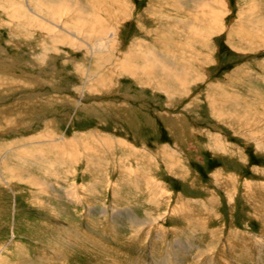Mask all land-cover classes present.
I'll use <instances>...</instances> for the list:
<instances>
[{"label":"rangeland","instance_id":"obj_1","mask_svg":"<svg viewBox=\"0 0 264 264\" xmlns=\"http://www.w3.org/2000/svg\"><path fill=\"white\" fill-rule=\"evenodd\" d=\"M53 1L0 0V157L53 183L44 190L7 177L8 188L0 177V264H264V147L257 143L264 136L226 118L264 115V0H209L207 9L193 0H95L117 8L102 13L116 35L115 54L99 59L32 27L28 5L50 14ZM214 8L223 9L220 24L209 14ZM70 13L62 20L76 33ZM185 14L201 25L174 32L186 56L172 59L190 68L191 81L174 80L171 95L140 83V71L122 69L131 54L132 67L144 66L141 42L165 53L154 37L169 32L171 16ZM202 20L216 32L206 35ZM96 70L111 80L87 88ZM48 134L64 145L45 140ZM120 157L123 165L113 166Z\"/></svg>","mask_w":264,"mask_h":264},{"label":"bare ground","instance_id":"obj_2","mask_svg":"<svg viewBox=\"0 0 264 264\" xmlns=\"http://www.w3.org/2000/svg\"><path fill=\"white\" fill-rule=\"evenodd\" d=\"M47 1H49V0H47ZM56 1H58V3L59 4H51V6H52V9H53V11L54 12H52V13H50L49 14V11H48V13H39V12H37L35 9H34V7L32 6H30V5H28V11L29 12H31L32 14L31 15H33V21H32V23H31V25H32V27H35V28H39V29H44V30H46L47 32H50L49 34L51 35V37L52 38H56V37H58L59 38V36H61V37H63V38H66V39H68V41H70V43L72 42V44L74 43V44H77L78 46H80V47H84V48H86L87 50H89L90 52H92L93 53V55L95 56V58H98V57H101L100 55L101 54H105V53H109V51H111V49H112V53H114L115 54V50H113L114 48V46H115V44H116V38H115V36L114 35H112L111 34V32H112V30H110V29H112L111 28V26H110V28H109V26H105L106 25V23H108V21L105 23L104 22V17H103V14H105L106 13V15H109V14H111V9L113 8V7H110L111 5H109L108 6V3L107 4H102V3H99V4H96L95 3V0H91V1H89V5L87 4V2L84 4V3H82L83 1L82 0H74V1H72V0H63V1H60V0H55V1H53V2H56ZM100 1V0H99ZM118 1H120V0H118ZM160 1H162V0H160ZM176 1V0H175ZM181 1H183V0H180V2L179 3H181ZM195 3H196V5L197 6H199V5H201L202 7H205L206 8V6H210L211 4H209L210 2H209V0H193ZM216 1V0H215ZM40 2V1H39ZM170 2H171V0H170ZM178 2V1H177ZM217 2V1H216ZM216 2L214 3V1L213 2H211V3H213V4H215L216 5ZM166 3V2H165ZM186 3V2H185ZM189 3V2H188ZM192 3V2H191ZM38 4V3H37ZM90 4H91V7H92V11L93 12H91V11H89L88 9H89V6H90ZM167 4H169V3H167ZM193 4V3H192ZM217 4H222V5H224L223 3H222V1L220 0L219 2H217ZM23 5V4H22ZM88 5V6H87ZM126 6H127V4H125ZM174 5V4H173ZM180 5V4H179ZM1 6V5H0ZM17 6V5H16ZM20 6V5H19ZM46 6V5H45ZM50 6V7H51ZM157 6V5H156ZM15 7V6H14ZM48 7V6H47ZM124 7V6H123ZM155 7V6H154ZM153 7V8H154ZM158 7H161V9H165L164 8V6H162V4H160ZM170 7V6H169ZM193 7V6H192ZM216 7V6H215ZM218 7H220V6H218ZM226 7V6H225ZM36 8V7H35ZM172 8V7H171ZM175 8V7H174ZM183 8V7H182ZM181 8V9H182ZM211 8H212V6H211ZM252 10L250 11V12H252V14H254V13H256L255 11H257L258 10V6L257 5H252ZM4 9V8H3ZM17 9V8H16ZM114 9V8H113ZM116 9L117 8H115L114 10L116 11ZM158 9V11H161V10H159L160 8H157ZM207 9V8H206ZM13 10V9H12ZM38 10V9H37ZM45 10V9H44ZM119 10V9H118ZM154 10H156V8H154ZM211 10V9H210ZM215 10L218 12V13H216L215 12ZM226 10V9H225ZM41 11V10H40ZM71 12L70 14H71V16H70V23H77V25L75 26V29H76V33H74L73 31H71L68 27H66L65 25H64V22H66L64 19V22H63V20H62V18H63V13L64 12H66V13H68V12ZM170 11V10H169ZM176 11V10H175ZM178 11V10H177ZM186 11V10H185ZM196 11V10H195ZM223 11V9L222 10H220V8H214V10L212 9V11L211 12H209V14L211 15V17H213V21H214V19L215 20H220L219 22H216V23H219L220 24V22H221V18H223L222 17V15H224V12H222ZM248 11V10H247ZM43 12V11H42ZM104 12V13H103ZM119 12H120V10H119ZM125 12V11H124ZM179 12V11H178ZM181 12V11H180ZM226 12V11H225ZM23 13V12H22ZM103 13V14H102ZM170 13H172L171 11H170ZM186 13V12H185ZM190 13H192L191 12V10H190ZM113 14H114V12H113ZM117 14H118V12H117ZM176 13L174 12V14L173 15H175ZM197 14V13H196ZM196 14H194V15H196ZM209 14H206L205 16L207 17V18H209L208 16H209ZM248 15H249V11H248V13H247ZM22 15V14H21ZM35 15V16H34ZM37 15V16H36ZM48 15V16H47ZM154 15V14H153ZM170 15V14H169ZM179 15H180V13H179ZM198 15V14H197ZM200 15V14H199ZM202 15V14H201ZM247 15V16H248ZM16 16V15H15ZM15 16H14V18H15ZM28 16V15H27ZM112 16V15H111ZM114 16V15H113ZM202 16H204V15H202ZM249 16H251V15H249ZM8 17V16H7ZM17 17H18V15H17ZM31 17V16H30ZM107 17V16H106ZM105 17V18H106ZM117 17V16H116ZM115 17V18H116ZM124 17V16H123ZM155 17V16H154ZM161 17H162V15H161ZM167 17V16H166ZM192 17V16H191ZM199 17V16H198ZM197 17V18H198ZM19 18V17H18ZM22 18V17H21ZM111 18V17H110ZM151 18H153V17H151ZM203 18H205V17H203ZM20 19V18H19ZM26 19H27V17H26ZM122 19V18H121ZM199 19V18H198ZM212 18H210L209 20H211ZM252 19V18H251ZM259 19V18H258ZM257 19V20H258ZM29 20V19H28ZM30 20H32V19H30ZM56 20H59L60 22H58V21H56ZM107 20V19H106ZM105 20V21H106ZM112 20V19H111ZM208 20V19H207ZM208 20V21H209ZM247 20H248V18H247ZM256 20V19H255ZM18 21V20H17ZM112 21H114V20H112ZM111 21V22H112ZM164 21V20H163ZM197 21V20H196ZM196 21H194V22H192V21H189V20H186V14L184 15V17H180V16H171V18H170V21H168L169 23V25H167L168 26V28H166V26L164 27L165 29H168L169 30V32H166V31H161L160 32V30H158L162 35H159V36H156V37H154V40L152 41V42H154V43H156L161 49H162V51L164 50V52L165 53H162V52H158L155 48H152L151 47V45L150 44H148V42L147 43H143V42H141V47H142V49H145L146 48V50L147 51H145V52H142V54H143V56H145L144 57V59L143 60H145V62H143V67H136V68H134V67H132L131 65H130V63H129V60L130 59H133V58H131V57H133L134 55H127V58H124V59H127V60H125L124 62L126 63V64H122L123 66H122V69L125 71V72H127L128 74L130 73V74H132V75H136L137 74V72H139L140 71V76L139 77H137V79L140 81V83H142L143 85H148L150 82L152 83V84H150V85H156V87L157 88H163L168 94H173V92L174 91H176L174 88H173V82H174V80L176 81V79H178L177 81H179V80H183L182 82H189V78H190V68L188 69V67H185L186 65H184V64H182L181 62H177L176 60H173L172 58H174L175 56H174V54L177 52V53H181V52H179L177 49H176V47L175 46H178L179 48L181 47V46H179V43L177 42V40H175V35H174V32L176 33V31H183V32H185V31H187L186 30V24L188 25L189 23L190 24H197L198 26L199 25H201V22H196ZM203 21V20H202ZM212 21V22H213ZM118 22H120V20H118ZM117 22V23H118ZM171 22H175L174 24H172L171 26H170V24H171ZM203 22H205L206 24H207V22L204 20ZM215 22V21H214ZM239 22H240V20H239ZM241 22H243L242 20H241ZM247 22V21H246ZM29 23V22H28ZM63 23V24H62ZM68 23V22H67ZM104 23H105V25H104ZM245 23V22H244ZM251 23V22H250ZM249 23V24H250ZM256 23V22H255ZM263 23H264V21H263ZM12 24V23H11ZM81 24V25H80ZM111 24V23H110ZM109 23H108V25H110ZM158 24H160V23H158ZM161 24H163L164 25V23H161ZM237 24V23H236ZM239 24V23H238ZM241 24V23H240ZM247 24V23H246ZM248 24V25H249ZM29 25V24H28ZM112 25V24H111ZM117 25V24H116ZM121 25V24H120ZM120 25H118L119 27H120ZM180 25H183L182 27L180 26ZM208 25V27H207V30H206V32H204V33H206V35H210V34H212V33H215L216 32V29H214V27L212 28L211 27V25H209V24H207ZM223 25V24H222ZM250 25H252V24H250ZM254 25V24H253ZM16 26V25H15ZM73 26H74V24H73ZM170 26V27H169ZM196 26V25H195ZM210 26V27H209ZM247 26V25H246ZM254 26H256V25H254ZM156 27V26H155ZM215 27H217V26H215ZM221 28H222V26H220ZM241 27V26H240ZM250 27V26H249ZM115 28V27H114ZM113 28V29H114ZM145 28V27H144ZM198 28V27H197ZM233 28V27H232ZM234 28H236V27H234ZM244 28V27H243ZM185 29V30H184ZM255 28H253V30H254ZM195 30H196V28H195ZM200 30V29H199ZM222 30H223V28H222ZM230 30H232L233 31V29H230ZM253 30H251V31H253ZM256 30V29H255ZM118 31V30H117ZM147 31V30H146ZM149 31V30H148ZM157 31V30H156ZM221 31V30H220ZM116 32V31H115ZM165 32V33H164ZM254 32V31H253ZM252 32V33H253ZM262 33V32H261ZM48 34V35H49ZM70 34V35H69ZM117 34H119V31H118V33ZM151 34V33H150ZM181 33H179V35H180ZM197 34V33H196ZM234 34V33H233ZM240 35V34H239ZM242 35V34H241ZM240 35V36H241ZM251 35V34H250ZM249 35V36H250ZM74 38H73V37ZM120 36V35H119ZM187 36V35H186ZM198 36V35H197ZM200 36V35H199ZM235 36V35H234ZM246 36V35H245ZM254 36V35H253ZM264 36V35H263ZM179 37V36H178ZM201 37V36H200ZM258 37H259V35H258ZM261 37V36H260ZM48 38V37H47ZM57 38V39H58ZM148 38H149V36H148ZM188 38H190V37H188ZM251 38V37H250ZM254 38H255V36H254ZM56 39V40H57ZM177 39V38H176ZM180 39V38H179ZM185 38H183V40H184ZM258 39V38H257ZM256 39V40H257ZM62 40H64V39H62ZM229 40H232V39H230V37H229ZM261 40V39H260ZM51 41V40H50ZM60 41V40H59ZM118 41V40H117ZM186 41V40H185ZM252 41V40H251ZM259 41V40H258ZM54 42V41H53ZM52 42V43H53ZM61 42V41H60ZM67 42V41H66ZM138 42V41H137ZM255 42V41H254ZM43 43V42H42ZM55 43V42H54ZM57 43V42H56ZM64 43H65V41H64ZM63 43V44H64ZM68 43V42H67ZM160 43H162L164 46L162 47V46H160L159 44ZM185 43V42H184ZM255 44H257V43H255ZM117 45V44H116ZM180 45H181V43H180ZM234 45V44H233ZM45 46V45H44ZM145 48H144V47ZM235 46V45H234ZM233 46V47H234ZM185 47V46H184ZM118 48V47H117ZM237 48V47H236ZM1 49V48H0ZM43 49V48H42ZM48 49V48H47ZM116 49V48H115ZM85 50V49H84ZM118 50V49H117ZM116 50V51H117ZM183 50V49H182ZM50 51V50H49ZM130 51V50H129ZM13 52V51H12ZM131 52V51H130ZM183 52H184V50H183ZM46 53V52H45ZM120 53V52H119ZM176 53V54H177ZM141 54V55H142ZM185 53H181L180 55H184ZM46 55V54H45ZM136 55V54H135ZM107 56V55H106ZM112 56V55H111ZM117 56V55H116ZM137 56V55H136ZM186 55H184V57H185ZM108 57V56H107ZM119 57H121V56H119ZM149 57H151V59H153V60H155L156 61V64L155 63H151V60L149 59ZM121 58H123V57H121ZM181 58H183V56L181 57ZM99 59V58H98ZM104 59V58H103ZM106 59V58H105ZM169 59H170V61H169ZM107 60H109V59H107ZM114 60V59H113ZM121 60V59H120ZM150 60V61H149ZM94 61V60H93ZM92 61V62H93ZM112 61V60H111ZM147 61V62H146ZM180 61H182V59L180 60ZM67 62V61H66ZM95 62V61H94ZM119 62V61H118ZM117 62V63H118ZM183 62H186V60L185 61H183ZM97 63V62H96ZM104 63V62H103ZM116 63V62H115ZM115 64V65H117L118 66V64ZM99 64V63H98ZM102 64V63H101ZM107 64V63H106ZM113 64V63H112ZM5 65V64H4ZM137 65H139V64H137ZM181 65H183V66H181ZM92 66V65H91ZM113 66V65H112ZM121 66V65H120ZM93 67V66H92ZM105 67H107V66H105ZM104 67V68H105ZM3 68V67H2ZM16 68V67H15ZM111 68V67H110ZM114 68V67H113ZM82 69V68H81ZM94 69V68H93ZM78 70V69H77ZM84 70V69H83ZM82 70V71H83ZM106 70V69H105ZM123 70H121V72L123 71ZM192 70V69H191ZM11 71V70H10ZM81 71V72H82ZM87 71V70H86ZM95 71V70H94ZM98 70H96V72H97ZM111 71H112V69H111ZM119 71H120V69H119ZM123 71V72H124ZM94 73V72H91V73H89L88 75H87V80H88V83H87V88L89 87V88H91V86H93V83L95 84H97V83H100V84H103V86L104 85H106V83L108 82V81H110L111 79H109L110 77L108 76V75H106V74H103V73H101L102 72V70L99 72H97V73ZM104 72V71H103ZM22 73V72H21ZM83 73V72H82ZM115 73V72H114ZM126 73V74H127ZM110 75V74H109ZM119 75V74H118ZM115 76V75H114ZM5 77V76H4ZM3 77V78H4ZM119 77V76H118ZM117 76H116V78H118ZM7 78V77H6ZM135 78V77H134ZM7 80V79H6ZM86 80V79H85ZM116 80V79H115ZM5 81V80H4ZM9 81V80H8ZM8 81H6L7 83H8ZM119 81V80H118ZM138 81V82H139ZM191 81V80H190ZM11 82H13V80L11 81ZM181 82V81H180ZM0 83H2V82H0ZM90 83H92V85H90ZM112 81H111V83H109V84H111L112 85ZM115 83V82H114ZM121 83V82H120ZM119 83V84H120ZM55 84V83H54ZM118 84V85H119ZM149 85V86H150ZM153 85V86H154ZM185 85V84H184ZM102 86V85H101ZM100 86V87H101ZM115 86V85H114ZM117 86V85H116ZM105 87V86H104ZM93 88V87H92ZM95 88V87H94ZM96 88H98V87H96ZM120 88V87H119ZM109 89V88H108ZM99 90V89H98ZM103 90H105V89H103ZM117 91V90H116ZM122 93V92H121ZM175 94V93H174ZM208 94H209V92H208ZM31 95V94H30ZM208 96V95H207ZM16 97V96H15ZM35 99V98H34ZM82 99V98H81ZM126 99V98H125ZM231 100H235V99H231ZM230 101V100H229ZM238 104V103H237ZM213 105H215V104H213ZM220 105V104H219ZM218 105V106H219ZM231 105V104H230ZM240 105V104H239ZM222 106V105H221ZM219 109V108H218ZM236 109V108H235ZM238 109V108H237ZM221 111V110H220ZM223 112V111H222ZM225 112V111H224ZM19 113V112H18ZM217 113V112H216ZM249 113V112H248ZM21 114H22V112H21ZM226 114V113H225ZM224 114V115H225ZM228 114V113H227ZM220 115H221V113H219V117H220ZM224 115H221V116H224ZM232 115V114H231ZM234 115V116H233ZM232 115V117L230 116H228V115H226V118L228 117V119H229V121H231V120H233V119H235V121L237 122L238 121V126H240L241 128H243V129H247V130H250V128H252L251 129V133H252V136L253 137H261V136H264V131H263V129H264V115H262V114H257V113H253V114H250V115H244L246 118L244 119V118H242V117H240V115H235V114H233ZM6 116V115H5ZM14 116V115H13ZM19 116V115H18ZM17 116V117H18ZM217 116V115H216ZM10 117V116H9ZM20 117V116H19ZM3 118V117H2ZM8 118V117H7ZM13 118H15V117H13ZM11 119H12V117H11ZM17 119V118H16ZM249 119H251L252 121H250ZM6 120V119H5ZM224 120H226V119H224ZM1 121H3V119H1ZM20 121H21V119H20ZM6 122V121H5ZM253 123V125L251 126V124ZM31 124V123H30ZM233 124V123H232ZM4 125H6V124H4ZM255 125V126H254ZM21 126V125H20ZM254 126V127H253ZM258 127V129L257 130H255V127ZM3 128V127H2ZM26 128V127H25ZM261 128H263L262 130H261ZM12 129V128H11ZM44 134H46V133H44ZM52 134V133H51ZM51 134H48V135H46V137H47V139H45V140H47V141H49V142H53V143H56V145L57 146H62V145H64L63 143H60L59 141L62 139V138H64V137H61V136H59V137H56V136H51ZM90 135V134H89ZM94 135H95V133H94ZM102 135V134H101ZM244 135V134H243ZM98 136V135H97ZM108 136V135H107ZM110 136V135H109ZM249 136V135H248ZM36 137H37V135H36ZM88 137V136H87ZM92 137H93V134H92ZM246 137V136H245ZM252 137V138H253ZM76 138H78V137H76ZM75 138V139H76ZM98 139H99V137H97ZM103 137H101V139H102ZM264 138V137H263ZM55 139V140H54ZM65 139V138H64ZM81 139V138H80ZM93 139V138H92ZM95 139V138H94ZM110 139V138H109ZM261 139V138H260ZM68 140V139H67ZM71 140V139H70ZM70 140H68V141H70ZM83 140H84V138H83ZM94 141H96V140H94ZM98 141V140H97ZM255 141H256V139H255ZM258 141H259V138H258ZM257 141V143H259V145L260 146H262V147H264V141H262V142H258ZM90 142H91V140H90ZM115 142V141H114ZM125 142V141H124ZM222 142V141H221ZM23 143V142H22ZM53 143H52V145H53ZM78 143V142H77ZM84 143V142H83ZM87 143V142H86ZM112 143V142H111ZM209 143V142H208ZM256 143V142H255ZM74 144L75 143H73V141H72V143H70V147H72V146H74ZM90 144V143H89ZM110 144V143H109ZM214 144V143H213ZM219 144V143H218ZM82 146L84 145V144H81ZM94 145V144H93ZM96 145V144H95ZM94 145V146H95ZM105 145V144H104ZM113 145V144H112ZM216 145V144H215ZM223 146H224V144H222ZM54 146V145H53ZM87 146V145H86ZM111 146V145H110ZM118 146V145H117ZM121 146V145H120ZM124 146V145H123ZM160 146V145H159ZM213 146V145H212ZM219 146V145H218ZM221 146V145H220ZM222 146V147H223ZM96 147V146H95ZM100 147V146H99ZM131 147V146H130ZM166 147V146H165ZM217 147V146H216ZM225 147V146H224ZM259 147V146H258ZM82 148V147H81ZM143 148H145V147H143ZM60 149H63V147H61ZM79 149V148H78ZM77 149V150H78ZM165 148H163L162 150H164ZM171 149V148H170ZM233 149V148H232ZM258 149V148H257ZM68 150H70V149H68ZM74 150H76V149H74ZM95 150V149H94ZM103 150V149H102ZM225 150H226V148H225ZM20 150H18L17 151V154L18 155H20V157L19 158H24V156L23 155H21V154H19L18 152H19ZM67 151V150H66ZM70 151H72L73 152V149H71ZM90 151V150H89ZM91 151H93V150H91ZM101 151V150H100ZM165 151V150H164ZM228 151V150H227ZM236 151V150H235ZM37 152H38V149H37ZM77 152V151H76ZM103 152V151H102ZM171 152V151H170ZM177 152V151H176ZM23 153V152H22ZM75 153V152H74ZM74 153H72V154H74ZM90 153V152H89ZM155 153H157V152H155ZM169 153V152H168ZM174 153V152H173ZM56 154H58V153H56ZM76 154V153H75ZM79 154V156H83V153H82V155H80V152L78 153ZM85 154V153H84ZM171 154H172V152H171ZM38 155V154H37ZM60 155V154H59ZM88 155V154H87ZM115 155V154H114ZM76 156V155H75ZM78 156V157H79ZM89 156V155H88ZM168 156V155H167ZM84 157H85V155H84ZM91 157V156H90ZM170 157V156H169ZM172 157V156H171ZM170 157V158H171ZM39 158V157H38ZM72 159H73V157H71ZM167 158V157H166ZM165 158V159H166ZM173 158V157H172ZM25 159H26V157H25ZM60 159V158H59ZM80 159V158H79ZM82 159V158H81ZM43 160H45V161H47L46 159H44L43 158ZM172 160V159H171ZM32 161V160H31ZM91 162H92V165H93V167H94V164L96 165V163H94V160L93 159H91L90 160ZM123 160H122V157H120V158H118V160H116V161H111L112 162V165L114 166L115 164H117V162L119 163V165H123V162H122ZM136 161V160H135ZM166 161V160H165ZM168 161V160H167ZM187 161V160H186ZM36 162V161H35ZM43 162V161H42ZM48 162V161H47ZM46 162V163H47ZM60 162V161H59ZM62 162V161H61ZM127 162V161H126ZM137 162V161H136ZM45 163V162H44ZM54 163V162H53ZM86 163H89V161H86ZM129 163V162H128ZM140 163V162H139ZM166 163H170V164H173V163H171V162H166ZM0 177L2 178V180H3V182L7 185V187L8 188H11V186H13L12 184L14 183L13 181L11 182V181H9V178H7V177H10L11 179H14V180H17V181H19V182H23V184H25V183H28L29 185H32V186H35V187H37V188H41V189H43L44 188V190L45 189H47V188H51L52 187V189H53V183L51 182V181H49L48 179H46L45 177H42L41 175H33V174H30V173H28V171L27 170H25L24 168L23 169H21V166L20 165H18V164H15V163H12V162H10L9 161V157L7 156V155H4V156H1L0 157ZM4 164H5V166L7 167V171L6 170H3V166H4ZM42 164V163H41ZM48 164V163H47ZM125 164V163H124ZM130 164V163H129ZM137 164V163H136ZM63 165V164H62ZM131 165V164H130ZM129 165V166H130ZM139 165H141V164H139ZM143 165V164H142ZM148 165V164H147ZM156 165V164H155ZM44 167V166H43ZM91 167V166H90ZM124 167V166H123ZM139 167V166H138ZM143 167V166H142ZM168 167L170 168V165H168ZM173 167V166H172ZM46 168V167H45ZM97 168V167H96ZM136 168V167H135ZM47 169V168H46ZM45 169V170H46ZM88 169V168H87ZM140 169H142V168H140ZM56 170V172H58L59 171V169L57 168V169H55ZM125 170V169H124ZM137 170H139V169H137ZM173 170V169H172ZM27 171V172H26ZM53 171V170H52ZM69 171V170H68ZM67 171V172H68ZM123 171V170H122ZM30 172L32 173L33 171H31L30 170ZM127 172H130L129 170L127 171ZM221 172V171H220ZM72 174H74V172H71ZM174 173V172H173ZM177 173V172H176ZM58 174V173H57ZM67 174V173H66ZM69 174H70V172H69ZM84 174V173H83ZM220 174H222V173H220ZM46 175V174H45ZM123 175V174H122ZM125 175V174H124ZM127 175V174H126ZM217 175V174H216ZM132 176V175H131ZM127 177H129V176H126V178ZM222 177V176H221ZM123 178V177H122ZM125 178V179H126ZM10 179V180H11ZM138 180L140 179V178H137ZM215 179H216V177H215ZM221 179V178H220ZM129 180V179H128ZM218 180H219V178H218ZM222 180V179H221ZM137 181V180H136ZM135 181V183H137ZM140 181V180H139ZM225 181V180H224ZM223 181V182H224ZM238 181V180H237ZM233 182V181H232ZM93 183V182H92ZM139 183V182H138ZM217 183V182H216ZM226 183H227V181H226ZM238 183V182H237ZM126 184V183H125ZM243 184V183H242ZM121 185V184H120ZM163 185V184H162ZM229 185V184H228ZM251 185V184H250ZM87 186H89V185H87ZM86 186V187H87ZM226 186V185H225ZM244 186H246V185H244ZM67 187V186H66ZM85 187V186H84ZM95 187H96V185H95ZM82 188V187H81ZM90 188V187H89ZM96 189V188H95ZM84 190V189H83ZM88 190V189H87ZM94 190V189H93ZM92 190V191H93ZM230 190H231V188H230ZM229 190V191H230ZM48 191H49V189H48ZM72 191H75L74 189L72 190ZM91 190H90V192H92ZM97 191V190H96ZM228 191V192H229ZM20 192V191H19ZM16 193V192H15ZM43 193V192H42ZM41 193V194H42ZM158 193V192H157ZM246 193V192H245ZM32 194H34V193H32ZM39 194V193H38ZM87 195V194H86ZM116 195V194H115ZM118 195V194H117ZM155 195V194H154ZM234 195V194H233ZM251 195V194H250ZM73 196V195H72ZM158 196V195H157ZM161 197V196H160ZM34 199H36V200H38L39 199V197L35 194L34 195ZM152 199V198H151ZM201 199V198H200ZM214 199V198H213ZM81 201V200H80ZM203 201V200H202ZM178 203H180V202H178ZM185 203H186V201H185ZM214 203V202H213ZM117 204V203H116ZM182 204V203H181ZM179 205V204H178ZM183 205H184V203H183ZM186 205V204H185ZM174 206V205H173ZM180 206V205H179ZM178 206V207H179ZM188 206V205H187ZM129 207V206H128ZM171 207V206H170ZM178 207H175V209H174V207H173V209L174 210H176V208H178ZM183 208V207H182ZM188 208V207H187ZM261 208V207H260ZM104 209V208H103ZM116 209V208H115ZM170 209V208H169ZM56 210V209H55ZM113 210V209H112ZM120 210V209H119ZM129 210H131V208L129 209ZM173 210V211H174ZM179 210H180V208H179ZM189 210V209H188ZM123 211V210H122ZM127 211V210H126ZM168 211V210H167ZM171 211V210H170ZM52 212V211H51ZM179 212V211H178ZM182 212V211H181ZM56 213V212H55ZM115 213V212H114ZM119 213H122V212H119ZM130 213V212H129ZM121 215V214H120ZM115 216H117V215H115ZM152 217V216H151ZM147 221V220H146ZM136 223H138V222H136ZM140 223V222H139ZM61 225L63 224V223H60ZM141 224V223H140ZM69 236V235H68ZM77 239V238H76ZM66 243V242H65ZM67 244V243H66ZM234 244V243H233ZM67 247V246H66ZM57 248V247H56ZM62 248V247H61ZM57 250V249H56ZM60 252V251H59Z\"/></svg>","mask_w":264,"mask_h":264}]
</instances>
